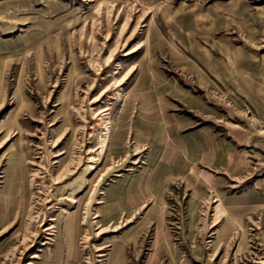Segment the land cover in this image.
<instances>
[{"label": "rangeland", "instance_id": "obj_1", "mask_svg": "<svg viewBox=\"0 0 264 264\" xmlns=\"http://www.w3.org/2000/svg\"><path fill=\"white\" fill-rule=\"evenodd\" d=\"M0 264H264V0H0Z\"/></svg>", "mask_w": 264, "mask_h": 264}, {"label": "crops", "instance_id": "obj_2", "mask_svg": "<svg viewBox=\"0 0 264 264\" xmlns=\"http://www.w3.org/2000/svg\"><path fill=\"white\" fill-rule=\"evenodd\" d=\"M82 2H86V1H92V0H81Z\"/></svg>", "mask_w": 264, "mask_h": 264}]
</instances>
